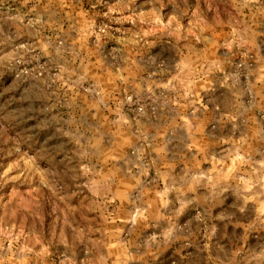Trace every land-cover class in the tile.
<instances>
[{"label":"rangeland","instance_id":"rangeland-1","mask_svg":"<svg viewBox=\"0 0 264 264\" xmlns=\"http://www.w3.org/2000/svg\"><path fill=\"white\" fill-rule=\"evenodd\" d=\"M0 264H264V0H0Z\"/></svg>","mask_w":264,"mask_h":264}]
</instances>
